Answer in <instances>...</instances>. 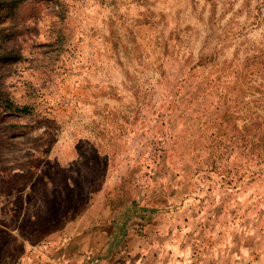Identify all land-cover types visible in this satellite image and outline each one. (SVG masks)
<instances>
[{
    "label": "rangeland",
    "instance_id": "obj_1",
    "mask_svg": "<svg viewBox=\"0 0 264 264\" xmlns=\"http://www.w3.org/2000/svg\"><path fill=\"white\" fill-rule=\"evenodd\" d=\"M0 264H264V0H0Z\"/></svg>",
    "mask_w": 264,
    "mask_h": 264
}]
</instances>
